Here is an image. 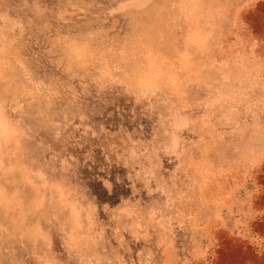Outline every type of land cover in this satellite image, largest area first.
Returning a JSON list of instances; mask_svg holds the SVG:
<instances>
[{"label": "rangeland", "instance_id": "1", "mask_svg": "<svg viewBox=\"0 0 264 264\" xmlns=\"http://www.w3.org/2000/svg\"><path fill=\"white\" fill-rule=\"evenodd\" d=\"M0 264H264V0H0Z\"/></svg>", "mask_w": 264, "mask_h": 264}]
</instances>
